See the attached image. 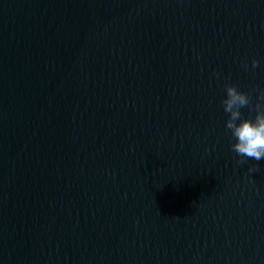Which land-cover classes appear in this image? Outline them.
I'll use <instances>...</instances> for the list:
<instances>
[{"label":"water","instance_id":"1","mask_svg":"<svg viewBox=\"0 0 264 264\" xmlns=\"http://www.w3.org/2000/svg\"><path fill=\"white\" fill-rule=\"evenodd\" d=\"M229 84L264 0H0V264H264Z\"/></svg>","mask_w":264,"mask_h":264},{"label":"clouds","instance_id":"2","mask_svg":"<svg viewBox=\"0 0 264 264\" xmlns=\"http://www.w3.org/2000/svg\"><path fill=\"white\" fill-rule=\"evenodd\" d=\"M259 61H251L252 68L259 66ZM226 98L223 100L224 111L228 114L225 127L230 130L235 142L232 151L239 157L260 161L264 159V89L259 90L256 103L252 105V96L238 89L235 84L225 88ZM251 107L254 117H245L241 109ZM243 161H238L242 163ZM258 165L249 167V173L258 172Z\"/></svg>","mask_w":264,"mask_h":264}]
</instances>
